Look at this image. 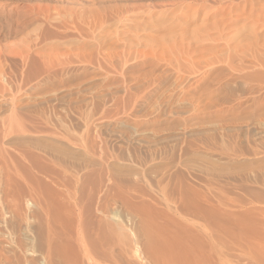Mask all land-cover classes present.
I'll return each instance as SVG.
<instances>
[{
  "label": "rangeland",
  "instance_id": "1",
  "mask_svg": "<svg viewBox=\"0 0 264 264\" xmlns=\"http://www.w3.org/2000/svg\"><path fill=\"white\" fill-rule=\"evenodd\" d=\"M0 264H264V0H0Z\"/></svg>",
  "mask_w": 264,
  "mask_h": 264
},
{
  "label": "bare ground",
  "instance_id": "2",
  "mask_svg": "<svg viewBox=\"0 0 264 264\" xmlns=\"http://www.w3.org/2000/svg\"><path fill=\"white\" fill-rule=\"evenodd\" d=\"M138 27V26H137ZM141 28V27H140ZM140 30V29H139Z\"/></svg>",
  "mask_w": 264,
  "mask_h": 264
}]
</instances>
